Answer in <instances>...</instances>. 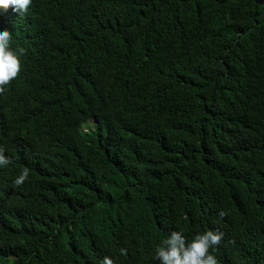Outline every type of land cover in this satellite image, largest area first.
Listing matches in <instances>:
<instances>
[{"label": "trees", "instance_id": "16d2710c", "mask_svg": "<svg viewBox=\"0 0 264 264\" xmlns=\"http://www.w3.org/2000/svg\"><path fill=\"white\" fill-rule=\"evenodd\" d=\"M0 27L24 49L0 93V264H158L181 229L264 264V0H32Z\"/></svg>", "mask_w": 264, "mask_h": 264}, {"label": "clouds", "instance_id": "9594fccd", "mask_svg": "<svg viewBox=\"0 0 264 264\" xmlns=\"http://www.w3.org/2000/svg\"><path fill=\"white\" fill-rule=\"evenodd\" d=\"M32 0H0V11L11 8L16 14L23 15L29 9ZM11 33L5 27H0V93L6 91V86L21 70L20 55L24 49L13 50L10 47ZM10 163V158L4 155L0 147V167ZM29 177V169L23 168L15 177L14 184L20 185ZM264 232V226H263ZM223 233L219 230L207 229L196 233L192 239H187L183 230H171L166 237L155 246L154 259L158 264H218L213 254L221 243ZM126 248H120V255H125ZM99 264H115L110 256H104Z\"/></svg>", "mask_w": 264, "mask_h": 264}]
</instances>
